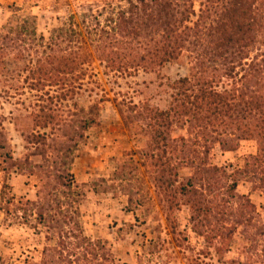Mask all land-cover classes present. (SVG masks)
<instances>
[{
  "label": "trees",
  "instance_id": "obj_1",
  "mask_svg": "<svg viewBox=\"0 0 264 264\" xmlns=\"http://www.w3.org/2000/svg\"><path fill=\"white\" fill-rule=\"evenodd\" d=\"M78 18L71 15L52 30L44 46L49 52H42L34 69L27 70L30 90L60 106L76 96L85 67L93 60L115 73L153 72L186 54L188 76L169 84L166 109L133 105L128 116L117 111L126 123L141 126L147 144L137 153L136 164L149 173L166 212L186 206L192 232L208 244L227 245L238 227L249 237L256 207L237 187L247 181L251 192L264 197V0H201L197 13L193 0H119L96 11L88 5ZM24 24L0 33V45L23 36ZM223 79L231 84L219 91ZM49 91L54 94L49 96ZM59 112L56 106L40 107L32 115L33 130L21 135L35 151L41 148L35 152L43 161L35 166L41 174L36 200L15 202L11 197L5 202L3 184L0 202L6 206L1 211L8 214L14 206L20 224L34 232L43 230L48 245L38 264H118L106 242L85 235L80 212L85 184L76 183L71 173L73 153L84 133L98 125L99 104L77 109L70 124ZM175 130L185 136L172 137ZM241 143L253 150L242 167L211 163L214 146L234 153ZM5 147L0 118L1 154ZM8 161L12 169V158ZM133 166L129 175L138 170ZM181 168L190 174L178 182ZM122 170L116 179L129 180ZM261 209L264 215V204ZM0 264L6 263L0 259Z\"/></svg>",
  "mask_w": 264,
  "mask_h": 264
},
{
  "label": "rangeland",
  "instance_id": "obj_2",
  "mask_svg": "<svg viewBox=\"0 0 264 264\" xmlns=\"http://www.w3.org/2000/svg\"><path fill=\"white\" fill-rule=\"evenodd\" d=\"M118 2L0 0V33L17 29L25 22L23 36H16L15 40L13 36L10 42L0 45L5 48L0 52V118L6 143L3 154L0 152V194L6 184L5 202L11 197L15 202L20 198H37L41 174L35 166L42 165L43 161L35 152L41 148L35 151V146L27 144L21 135L23 131L33 130L32 115L37 114L40 107L56 106L60 110L59 116L70 124L76 119L71 115L76 114L77 109H87L98 103V125L84 133L85 139L74 151L71 165L75 182L85 184L80 212L86 236L106 242L118 264H264V215L261 209L264 197L259 191L250 192L247 181L239 182L237 193L248 195L256 207L255 219L248 228L250 236L246 237L244 228L238 227L227 245L208 244L192 232L186 206L166 212L155 194L149 173L136 164L139 161L137 153L146 148V138L139 130L141 126L123 121L117 108L123 110L125 116L132 115L127 109L133 105L166 109L169 84L188 76L190 60L186 54L153 72L115 73L93 60L85 67V76L76 96L61 102L60 106L30 90L27 70L34 69L36 60L44 54L42 52H49L44 46L52 30L61 27L71 15L79 21L78 16L88 5L96 11ZM200 2L193 0L196 13ZM32 30L34 35L29 34ZM41 36L44 38L42 43ZM230 84L229 80L223 79L217 90L228 89ZM53 94L49 91V96ZM33 132L50 134L52 129H35ZM179 136H185V132L175 130L172 133V137ZM249 151H253L249 143H241L234 153H222L214 146L210 161L218 167H242ZM8 157L15 164L12 169H8ZM133 165L138 170L129 175ZM120 167L129 180L116 179ZM189 174V169L181 168L178 182L184 181ZM107 186L109 188L105 189ZM5 202H0V259L6 264H38L42 248L48 245L43 230L34 232L20 224V213L14 206L4 214L1 208L6 206Z\"/></svg>",
  "mask_w": 264,
  "mask_h": 264
},
{
  "label": "crops",
  "instance_id": "obj_3",
  "mask_svg": "<svg viewBox=\"0 0 264 264\" xmlns=\"http://www.w3.org/2000/svg\"><path fill=\"white\" fill-rule=\"evenodd\" d=\"M251 192V191H250ZM252 193H254V192H252Z\"/></svg>",
  "mask_w": 264,
  "mask_h": 264
}]
</instances>
